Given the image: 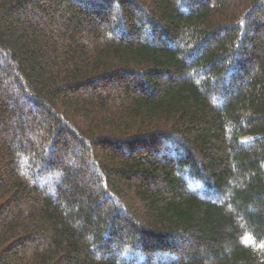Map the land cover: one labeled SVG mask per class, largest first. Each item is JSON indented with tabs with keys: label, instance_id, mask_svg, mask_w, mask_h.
<instances>
[{
	"label": "trees",
	"instance_id": "1",
	"mask_svg": "<svg viewBox=\"0 0 264 264\" xmlns=\"http://www.w3.org/2000/svg\"><path fill=\"white\" fill-rule=\"evenodd\" d=\"M0 264H264V0H0Z\"/></svg>",
	"mask_w": 264,
	"mask_h": 264
}]
</instances>
